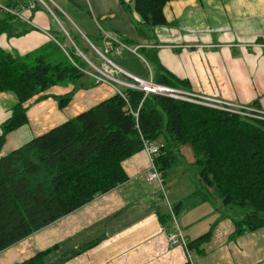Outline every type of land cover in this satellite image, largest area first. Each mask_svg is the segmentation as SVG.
Segmentation results:
<instances>
[{
    "label": "crops",
    "instance_id": "crops-1",
    "mask_svg": "<svg viewBox=\"0 0 264 264\" xmlns=\"http://www.w3.org/2000/svg\"><path fill=\"white\" fill-rule=\"evenodd\" d=\"M50 1L58 15L51 14L47 1L49 9L37 0H0L4 8L21 13L14 14L16 28L0 35V47L26 55L55 41L102 73L108 68L104 51L122 50L128 39L133 46L126 49L149 78L140 77L142 66L127 62L133 58L127 52L112 53L117 67L153 81L156 67L138 53L144 48L186 83L185 91L264 111V0H170L163 8L166 23L144 34L135 0ZM90 68L76 82L52 86L26 102L28 123L6 136L0 157L113 95L109 84L93 81ZM85 76L88 81L81 82ZM67 94L71 101L60 107L56 97ZM18 103L14 92H0V135ZM193 162L178 161L163 184L150 183L143 174L152 158L142 149L123 162L125 182L0 252V264L22 263L46 250L51 251L45 264H264V226L235 235L237 216L193 198L194 191L185 198L171 190L167 197L170 173L188 172ZM181 202L183 207L174 211ZM177 230L184 244L170 243ZM208 233L198 248L188 247Z\"/></svg>",
    "mask_w": 264,
    "mask_h": 264
},
{
    "label": "trees",
    "instance_id": "trees-1",
    "mask_svg": "<svg viewBox=\"0 0 264 264\" xmlns=\"http://www.w3.org/2000/svg\"><path fill=\"white\" fill-rule=\"evenodd\" d=\"M168 1L135 0V10L144 21L140 34L166 23L163 8ZM14 18L0 8V35L16 28ZM124 44L133 46L128 39ZM145 51L140 48L138 53L156 67L155 83L181 90L187 87ZM124 52L135 57L126 48L116 55ZM112 53L116 51H104L110 60ZM75 54L55 41L26 55L0 47V92H14L19 100L2 125L0 151L10 132L28 123L26 102L52 86L86 75L90 67ZM94 75L93 81L99 84ZM118 77L137 84L125 74ZM111 83L118 90L109 98L0 157V252L125 182L123 162L144 149L145 141L159 138L164 145L154 162L162 177L188 145L197 183L192 197L226 212L231 208L243 211V217L234 219L235 235L264 226V119ZM56 99L64 107L72 94ZM182 207L181 202L174 211ZM209 235L188 247L198 248ZM50 251L18 264H45Z\"/></svg>",
    "mask_w": 264,
    "mask_h": 264
},
{
    "label": "built area",
    "instance_id": "built-area-1",
    "mask_svg": "<svg viewBox=\"0 0 264 264\" xmlns=\"http://www.w3.org/2000/svg\"><path fill=\"white\" fill-rule=\"evenodd\" d=\"M37 1L44 4L49 9L45 0H37ZM0 8H3L4 10L11 12L12 14H15L18 16H20V14H21L20 11H16V10H13L10 8H4L1 5H0ZM49 11L52 13L53 16H55L54 12L52 10L49 9ZM123 48H126V46H123ZM111 49H106L105 51L108 52ZM115 51L117 54L121 53L120 49H116ZM103 57L106 59L107 67L109 68V70L112 71V67H116L117 69L120 70V72H122L126 76L134 79L137 82V84H134V83H129L126 81L119 80V79L115 78V76L111 77L108 74L109 73L108 68L106 69V71H102V73L100 72V74H102V76L95 75L98 82L109 84L110 86H112L115 89V91H117L118 89H117V87H115L111 83L113 81L120 83V84H123V85H126L128 87L143 89L147 93H150V92L159 93L162 95L169 96L171 98L184 100V101H188V102H192V103H196V104H200V105H205V106L215 108V109L224 110V111H227V112H230L233 114L241 115L243 117L264 119V111H261L259 109H256V108H253L250 106H246V105L234 104V103L226 102V101H220V100H217L214 98H209L206 96L198 95V94H195V93H192L189 91H185V90H181L178 88H172V87L164 86L161 84H157L153 81L142 80V79L132 75L131 73L117 67L110 59L106 58L105 55H103ZM144 149L149 153L150 157L152 158V167L150 170H148L147 172H145L143 174V177L145 178V180L147 182H150V183L157 182L159 184H163V177H162L161 173L159 172V170H158V168L154 162V157L159 154V147H156L154 145V143H152V142L145 141L144 142ZM169 239H170V243L173 245L179 244V243L184 244V241L182 238V233L180 230H177L175 233L171 234Z\"/></svg>",
    "mask_w": 264,
    "mask_h": 264
},
{
    "label": "rangeland",
    "instance_id": "rangeland-1",
    "mask_svg": "<svg viewBox=\"0 0 264 264\" xmlns=\"http://www.w3.org/2000/svg\"><path fill=\"white\" fill-rule=\"evenodd\" d=\"M47 1V3L53 8V9H55L56 10V6L53 4V2H51L50 0H46ZM52 9V10H53ZM51 10V9H50ZM52 14V13H51ZM132 57H134V56H132ZM127 62H129V63H132L134 66H136V64H138V65H140V66H142L143 68H144V66H143V64L141 63V61L139 60V59H136V58H130V59H128L127 60ZM137 65V66H138ZM122 67V66H121ZM123 68V67H122ZM144 70H145V74H144V76H140L141 78H143V79H148V72H147V70L144 68ZM113 71V72H112ZM112 71L111 70H109V75L111 76V77H113V74L115 73L117 76H118V74H123L122 72H120V70L119 69H117L116 67H112ZM135 73V72H134ZM136 74V73H135ZM133 75V74H132ZM138 75V74H137ZM86 77V79L85 78H83L82 80H81V82H85V81H88L87 80V76H85ZM142 79V80H143ZM112 87V86H111ZM113 88V87H112ZM75 94V93H74ZM162 140H163V138H159V139H157V140H155V141H153V143H154V145L156 146V147H161V143H162ZM181 152H182V155L184 156V158L183 157H180V159H179V162H185V165H190V163L192 162V161H194V156H193V152H192V149H191V147L190 146H188V145H186V146H183L182 147V149H181ZM188 167V166H187ZM189 171H191V172H193L192 171V169L191 168H189ZM183 172V169L182 168H178V169H176V171L175 172H171L170 174H172L171 175V177H169V179L167 180V182H166V184H165V186H164V190H165V192H166V195H167V197L168 196H172L171 194L173 193V194H175V195H183V197H185V198H187V196L186 195H188L189 193H192V191H195V187L197 186H195V184L193 183V180H194V178L193 177H191V172ZM195 181V180H194ZM171 190H173V192L172 193H170L171 192ZM190 191V192H189ZM230 209V208H229ZM229 209H227V210H229ZM230 211L231 212H229L231 215L232 214H234V215H236L238 218H240V217H243V211H241L240 209H238V208H231L230 209Z\"/></svg>",
    "mask_w": 264,
    "mask_h": 264
}]
</instances>
